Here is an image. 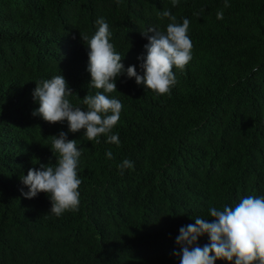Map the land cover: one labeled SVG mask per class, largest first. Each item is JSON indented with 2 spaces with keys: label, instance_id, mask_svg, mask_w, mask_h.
<instances>
[{
  "label": "trees",
  "instance_id": "16d2710c",
  "mask_svg": "<svg viewBox=\"0 0 264 264\" xmlns=\"http://www.w3.org/2000/svg\"><path fill=\"white\" fill-rule=\"evenodd\" d=\"M227 3L0 0V264H180L181 227L211 222L210 207L264 197V0ZM165 10L178 24L190 21L193 43L185 70L173 69L171 94L157 95L126 73L115 92L92 87L82 37L95 34L96 21L108 23L125 68L141 72L142 33L166 32ZM57 75L73 90V107L87 111L83 97L98 91L122 103L111 132L119 146L32 114L36 83ZM61 131L81 151L82 183L79 210L57 217L48 194L22 195L21 178L41 164L56 166L50 147ZM125 159L134 167L121 174ZM197 243L209 244V236Z\"/></svg>",
  "mask_w": 264,
  "mask_h": 264
},
{
  "label": "clouds",
  "instance_id": "9594fccd",
  "mask_svg": "<svg viewBox=\"0 0 264 264\" xmlns=\"http://www.w3.org/2000/svg\"><path fill=\"white\" fill-rule=\"evenodd\" d=\"M179 0H172L176 6ZM225 7H229L225 0ZM168 18L171 23L165 31L149 28L143 32L148 43L144 45L146 54L138 59L141 61L138 72L135 65L125 68L123 56L116 52L109 25L103 17L96 23L99 25L95 34L87 40L88 68L90 84L103 93L117 91L116 79L126 73L127 77L135 78L137 85H143L157 95L171 94V89L177 84L173 69L183 72L192 59L193 43L188 35L190 21L183 19L182 24L176 23V17L169 10L159 14ZM224 18L223 11L217 12V19ZM254 67L253 71H258ZM73 90L69 87L63 75L36 83L33 91L34 100L39 107L33 111L34 116H40L50 124L67 121L72 133L84 130L88 141L99 143V137H107L108 143L120 145L118 134H111L118 124L123 105L116 98L96 92L95 95H85L83 104L87 111L73 107L69 97ZM111 113V114H109ZM51 150L58 154L55 167L40 165V168H30L27 175L21 178L28 191L21 189L25 198L32 199L43 192L51 200L50 212L57 217L68 211L76 212L80 206L79 186L82 180L78 175L81 151L76 146L75 139H68L67 133L61 131L52 135ZM112 159V152L106 153ZM130 160H123L118 168L123 174L124 169H132ZM211 222L195 218V224H189L179 229L176 243L181 251L174 255L180 256V264H216L217 260L229 264H264V197L249 195L243 198L235 207L223 206L222 210L210 207ZM207 234L210 243L200 247L198 239Z\"/></svg>",
  "mask_w": 264,
  "mask_h": 264
}]
</instances>
